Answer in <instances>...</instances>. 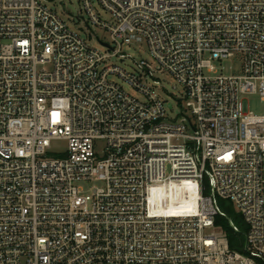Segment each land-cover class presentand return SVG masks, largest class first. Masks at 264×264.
Instances as JSON below:
<instances>
[{
  "label": "built area",
  "instance_id": "1",
  "mask_svg": "<svg viewBox=\"0 0 264 264\" xmlns=\"http://www.w3.org/2000/svg\"><path fill=\"white\" fill-rule=\"evenodd\" d=\"M79 1L112 54L51 0H0V264H264V115L244 98L264 101V0ZM142 43L157 68L108 66ZM236 56L241 75L217 73ZM156 72L183 86L180 116Z\"/></svg>",
  "mask_w": 264,
  "mask_h": 264
},
{
  "label": "rangeland",
  "instance_id": "2",
  "mask_svg": "<svg viewBox=\"0 0 264 264\" xmlns=\"http://www.w3.org/2000/svg\"><path fill=\"white\" fill-rule=\"evenodd\" d=\"M95 7L104 20L110 21V16L101 8L98 3L95 4ZM51 8H54L73 29H78L79 34L93 47L102 50L104 53H113L112 50H107V48H104L100 44V42L97 40V38H99L104 43L109 44L112 48L118 49V46L112 42L111 36L101 29L93 27L95 34L90 32L86 25V22L88 21L87 13L84 11L83 5L79 0H51ZM121 52L127 58L120 59L119 57H112L107 61L108 66H116L128 73H134L135 64L144 60L152 64L154 68H157V65L151 58L148 46L145 43L131 46L124 44L122 46ZM213 64L218 74L223 73L225 75L237 76L242 74V56H236L235 58L225 60L221 63L214 62ZM154 76L162 84V86L158 87V91L166 102V108L171 109L170 113L172 116H180L183 108L186 106V100L184 99L185 90L183 86L168 73L156 72ZM109 80L123 87V89L130 95L139 99L142 98L120 77L116 75H110ZM149 83L152 84L153 81L149 80ZM244 98L248 101V111L250 113L258 116L264 115V101H262L259 94L250 93ZM66 147L67 145L65 143L55 144L56 150H65ZM94 185L99 186L100 184H86L83 185V187H85L86 190H89ZM185 199V204H183L182 210H191V206L188 205L190 200L187 198V196Z\"/></svg>",
  "mask_w": 264,
  "mask_h": 264
},
{
  "label": "trees",
  "instance_id": "3",
  "mask_svg": "<svg viewBox=\"0 0 264 264\" xmlns=\"http://www.w3.org/2000/svg\"><path fill=\"white\" fill-rule=\"evenodd\" d=\"M220 205L222 209L227 213L228 217L232 219L239 227V232H234L229 226L228 221L225 219H218L217 224L222 226L223 231L226 234L230 249L232 251L242 252L248 227L241 215L235 212L234 208L229 202L221 200Z\"/></svg>",
  "mask_w": 264,
  "mask_h": 264
},
{
  "label": "bare ground",
  "instance_id": "4",
  "mask_svg": "<svg viewBox=\"0 0 264 264\" xmlns=\"http://www.w3.org/2000/svg\"><path fill=\"white\" fill-rule=\"evenodd\" d=\"M186 196H187V198L190 200V198H191V197H190V194H187Z\"/></svg>",
  "mask_w": 264,
  "mask_h": 264
},
{
  "label": "water",
  "instance_id": "5",
  "mask_svg": "<svg viewBox=\"0 0 264 264\" xmlns=\"http://www.w3.org/2000/svg\"><path fill=\"white\" fill-rule=\"evenodd\" d=\"M106 47H108V45L107 44H104Z\"/></svg>",
  "mask_w": 264,
  "mask_h": 264
}]
</instances>
